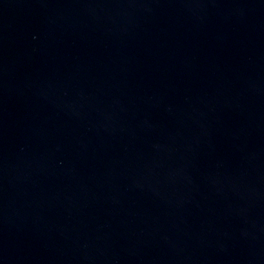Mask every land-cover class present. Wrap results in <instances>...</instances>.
Here are the masks:
<instances>
[{
	"label": "water",
	"instance_id": "water-1",
	"mask_svg": "<svg viewBox=\"0 0 264 264\" xmlns=\"http://www.w3.org/2000/svg\"><path fill=\"white\" fill-rule=\"evenodd\" d=\"M0 264H264V0H0Z\"/></svg>",
	"mask_w": 264,
	"mask_h": 264
}]
</instances>
